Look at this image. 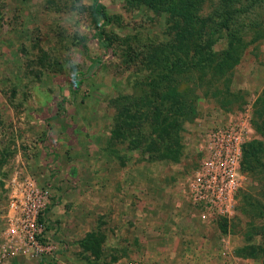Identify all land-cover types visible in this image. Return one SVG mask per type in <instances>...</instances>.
I'll list each match as a JSON object with an SVG mask.
<instances>
[{"label": "rangeland", "instance_id": "obj_1", "mask_svg": "<svg viewBox=\"0 0 264 264\" xmlns=\"http://www.w3.org/2000/svg\"><path fill=\"white\" fill-rule=\"evenodd\" d=\"M152 1L99 0L113 21L99 33L92 0H0V264L32 259L7 251L13 248L6 235L8 204L28 193L25 182L48 190L44 236L57 249L45 264H59L61 248L72 254V264H140L130 221L95 202H182L188 221L232 247L238 264H264V4L249 15L260 33L252 39L248 32L238 44V63L227 70L212 64L197 70L189 63L184 67L191 74L170 72L169 83L153 60L172 63L179 23L175 10L167 13ZM213 5L207 1L205 8ZM225 47L224 40L213 45ZM148 102L158 110L166 105L163 111L175 123V159L128 149L118 137L119 127ZM247 104L252 134L235 213L208 224L182 195L198 162L200 134ZM152 137L141 145H162L160 135ZM112 162L122 170L133 165L141 196L132 183L121 187L122 197L111 182L103 190L104 167ZM72 232L75 239L61 238ZM88 232L92 238L84 244ZM82 245L99 248V254Z\"/></svg>", "mask_w": 264, "mask_h": 264}, {"label": "trees", "instance_id": "obj_2", "mask_svg": "<svg viewBox=\"0 0 264 264\" xmlns=\"http://www.w3.org/2000/svg\"><path fill=\"white\" fill-rule=\"evenodd\" d=\"M207 1H214V5L210 10L205 8ZM151 3L167 13L175 10V22L176 24L179 23V44H177L178 54L175 56L176 59L174 58L172 63L169 61L170 65L160 64V60H156L157 63H155L153 60L154 68H160L159 73L163 79H168L169 83L173 80V77L169 78L170 72L175 71L176 74L182 76L191 74L188 70L189 63L192 66H198L197 70L201 69L199 67L207 68L210 64L213 68L216 66V68L224 67L226 70L233 67L240 59L241 52H238V44H241L245 35L251 32L254 37L252 39H256L260 33V30H258L259 23H252L253 20L249 18V15L259 5L264 4V0H153ZM102 8L99 0H92V20L99 33L103 31L104 25L113 22L109 15L102 13ZM204 9L207 11L206 14L203 12ZM101 17H103V21L100 20ZM220 40L226 42V47L222 51L214 50L213 45ZM181 54L188 58L181 57ZM164 55L167 56V53H164ZM175 86L176 83L171 89H175ZM151 96L152 93L149 92L148 98H151ZM148 104L149 102L144 105L145 110L140 108L134 110L135 114H132L133 121L130 119L125 126L119 127L118 137L122 142H126V145H129L128 149L140 147L145 152L155 153L157 157L175 159L176 142L172 141L175 137V126H173L175 123L168 120L170 114L163 111L164 108H167L166 105L162 110H158L156 106L149 107ZM123 134H126L125 138L122 137ZM159 135L158 140L160 139L162 145L158 144L155 149H152L149 143L141 145L142 139L147 138L150 140L151 136L156 137ZM246 147L247 143L244 148L242 167L244 166ZM91 234L92 232L86 234L83 239L84 244H86V241L91 240ZM93 248L94 246L91 249L89 247L84 249L90 251L93 255L99 254V248Z\"/></svg>", "mask_w": 264, "mask_h": 264}, {"label": "built area", "instance_id": "obj_3", "mask_svg": "<svg viewBox=\"0 0 264 264\" xmlns=\"http://www.w3.org/2000/svg\"><path fill=\"white\" fill-rule=\"evenodd\" d=\"M252 109L249 104L236 110L228 119L200 134L197 144L198 162L182 191L185 202L208 224L230 219L236 208V195L243 182L242 159L252 134ZM28 184V193L12 196L8 204L10 227L6 231L10 248L45 264L46 257L57 249L46 240L45 209L47 189ZM48 238V237H47ZM227 245L221 256L226 258ZM48 264V263H47Z\"/></svg>", "mask_w": 264, "mask_h": 264}, {"label": "crops", "instance_id": "obj_4", "mask_svg": "<svg viewBox=\"0 0 264 264\" xmlns=\"http://www.w3.org/2000/svg\"><path fill=\"white\" fill-rule=\"evenodd\" d=\"M108 165H110L109 168L104 167L102 174L103 190L105 187L106 191L108 190V185L104 187L103 184L111 182L116 194L122 197L121 187L132 183L131 186L136 192L134 180L136 172L133 165L123 170L119 169L114 162ZM111 172L112 179L108 178ZM144 192L139 190L136 194L141 196ZM134 200L136 201V198ZM81 203L83 206H89L93 202ZM95 203L98 209L103 210L112 206L113 210H116V215L120 214L122 220L125 221L126 218V222L130 221L132 235L138 243L137 253L140 264H238L239 260L232 254V247L226 248L228 255L224 258L220 253L222 245L219 241L217 242L215 237L206 230H200L195 222L188 221L189 218L184 214L185 209L181 206L182 202ZM74 233H70V236L63 235L61 238L75 239L77 236H73ZM64 251L65 249L61 248V251L57 252L59 264H72V254L66 256L67 251ZM19 262H21L19 264H43L39 259L24 257Z\"/></svg>", "mask_w": 264, "mask_h": 264}]
</instances>
